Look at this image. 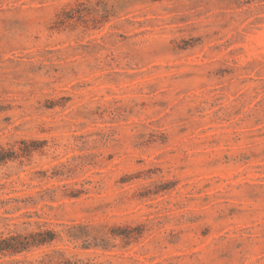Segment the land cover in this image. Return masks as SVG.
<instances>
[{
  "label": "rangeland",
  "instance_id": "rangeland-1",
  "mask_svg": "<svg viewBox=\"0 0 264 264\" xmlns=\"http://www.w3.org/2000/svg\"><path fill=\"white\" fill-rule=\"evenodd\" d=\"M0 149V264H264V0H0Z\"/></svg>",
  "mask_w": 264,
  "mask_h": 264
},
{
  "label": "trees",
  "instance_id": "trees-1",
  "mask_svg": "<svg viewBox=\"0 0 264 264\" xmlns=\"http://www.w3.org/2000/svg\"><path fill=\"white\" fill-rule=\"evenodd\" d=\"M9 157L10 156H8V154H4L2 149H0V162L8 159ZM82 225L83 224L77 223L71 225L69 228L78 227ZM66 234L69 240H71L72 242H77L79 240L82 241L83 242L82 245H85L83 246L85 248H87L88 245L90 244L89 243L84 244L85 243L84 238L87 236L93 238V236H91V234L88 232L70 233L67 230ZM58 236L59 234L54 230L48 228H41V227H38L36 230L30 231L26 234L10 235L0 239V254H19L24 251H29L31 248H37L52 243ZM93 245H98V244H93ZM54 254L56 256H54ZM53 257H56L54 264H65L67 261L61 253L52 250V253L45 254V256L42 257L37 262V264H45L46 262H50L53 260Z\"/></svg>",
  "mask_w": 264,
  "mask_h": 264
}]
</instances>
